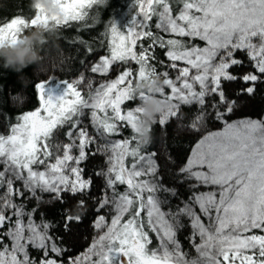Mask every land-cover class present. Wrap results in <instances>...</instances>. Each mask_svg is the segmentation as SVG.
I'll return each instance as SVG.
<instances>
[{"label":"snow or ice","instance_id":"snow-or-ice-1","mask_svg":"<svg viewBox=\"0 0 264 264\" xmlns=\"http://www.w3.org/2000/svg\"><path fill=\"white\" fill-rule=\"evenodd\" d=\"M102 2L58 0L62 18L39 8L30 18L0 22V45L17 43L41 23L59 29L85 22ZM135 7L138 18L127 32L116 21L110 24L108 54L90 67L92 74L106 77L115 65V78L93 86L94 77L85 83L80 75L75 82L63 81L67 88L59 97L50 94L51 82H38L39 107L18 115L0 132V264H64L57 258L66 249L49 235L50 224L34 216L42 193L60 200L63 192L90 189L92 180L84 178L80 165L97 154L107 165L96 173L104 178L98 209L107 208L111 215L98 216L93 225L98 236L69 264H264V119L227 120L236 101L222 87L237 79L253 85L261 80L255 73L237 77L229 71L243 63L235 58L237 51L264 75V0H135ZM154 48L165 50L174 77L157 71ZM157 75L166 84L159 96L169 105L161 125L182 105H196L199 113L189 127L201 131L210 96L218 97L211 106L222 122L194 144L179 169L189 196L174 206L158 193L179 199L176 190L163 186L155 153L144 152L137 140L141 105L148 96L136 84ZM240 91L252 95L255 87ZM125 128L129 134L121 135ZM60 131L66 142L59 140ZM28 199L36 207L26 209ZM184 227L190 229L194 255L178 238ZM30 249L41 253L38 260Z\"/></svg>","mask_w":264,"mask_h":264},{"label":"trees","instance_id":"trees-1","mask_svg":"<svg viewBox=\"0 0 264 264\" xmlns=\"http://www.w3.org/2000/svg\"><path fill=\"white\" fill-rule=\"evenodd\" d=\"M34 11L30 7V0H0V22L17 16L30 18ZM137 11L135 0H103L91 10L89 20L70 22V26L56 30L42 50V55L45 57L42 67L46 68V71H40L35 65H30L24 69L23 73L18 74L0 66V132H6L7 124L15 122L18 115L39 107L38 92L34 87L38 82H51L62 87L63 81L74 82L80 75H83L87 81L92 75L90 67L101 56L108 54L106 45L110 24L122 18L128 20ZM150 23L154 24L155 18ZM153 31L155 33L156 30L153 29ZM143 43L147 46L148 42L145 40ZM197 43L201 42L197 41ZM137 50L139 51V47ZM153 51L158 58L152 61L156 64L157 71L167 70L169 75L174 77L172 69L167 68L165 50L154 48ZM235 58L243 63L229 69L233 75L241 77L244 74L256 73L255 68L247 64L248 60L243 51H237ZM158 61H165V63L161 65ZM133 68L135 69L136 65L133 64ZM260 75L261 80L254 85L252 82L246 84L240 79L222 83L226 97L236 101L234 111L226 116L227 120L261 119L264 116V75ZM21 76L28 81L26 87L21 83ZM94 81L98 83V77ZM249 86L255 87L254 94L248 95L240 91ZM214 101L218 102V97H206L207 111L201 131L197 132L189 127L199 113L198 107L182 105L178 115L170 117L164 125L157 121L151 130L152 143L147 147H141L146 153H155L154 159L163 186L176 190L179 199L166 194L170 196L173 205L181 203L189 196L188 182H180L179 169L186 163L192 147L208 131L218 130L222 126V122L215 119V109L211 106ZM128 134V129H122L121 135ZM59 140L66 142L63 131L59 133ZM94 149L95 146L89 151ZM80 166L84 177L92 180L90 189L85 193H63L60 200L53 199L54 194L42 193V201L34 216L37 222L42 218L50 224L49 235L58 245L66 249L63 255L57 258L62 259L64 264H69L70 258L86 252L94 238L98 236L99 233L93 227L98 216L104 215L106 219H109L111 215L107 208L98 209L104 190V178L96 173L107 167L105 156L103 154L89 155ZM2 191L0 189V192ZM23 199V197L17 198L16 202L20 203ZM24 203L28 210L36 207L34 199L25 200ZM78 208L82 211L77 212ZM67 216H78L79 220H66ZM189 234L188 227H184L178 233V238L184 249L191 252L187 239ZM30 254L37 260L41 256V253L34 249H30ZM49 255L56 258L53 253Z\"/></svg>","mask_w":264,"mask_h":264},{"label":"clouds","instance_id":"clouds-1","mask_svg":"<svg viewBox=\"0 0 264 264\" xmlns=\"http://www.w3.org/2000/svg\"><path fill=\"white\" fill-rule=\"evenodd\" d=\"M30 7L33 10L42 8L50 17H63L58 0H30ZM56 30L51 23L47 25L41 23L35 29L29 30L17 43L0 45V66L18 74L23 73L24 69L30 65H35L40 71H46L47 69L42 67L45 59L42 50ZM20 80L26 87L27 79L21 76ZM165 86V80L159 75L136 84L137 91L148 96L146 102L141 105V118L137 122V140L140 147H147L152 143L151 130L153 126L160 117L167 115L169 111V105L159 96L161 89ZM80 211L82 209L78 208L77 212Z\"/></svg>","mask_w":264,"mask_h":264},{"label":"rangeland","instance_id":"rangeland-1","mask_svg":"<svg viewBox=\"0 0 264 264\" xmlns=\"http://www.w3.org/2000/svg\"><path fill=\"white\" fill-rule=\"evenodd\" d=\"M137 18H138V11H137L136 14L132 15L128 20H124V19L122 18V19H120V20H115V21H116V23H117V25H118V27L120 28L121 31L127 32L128 28L131 27L132 19H137ZM155 22H156V21H155ZM202 43H203V42H201V44H202ZM244 53H245V52H244ZM245 56L247 57V60H248L247 64L253 66L252 62L249 60V58H248V56H247L246 53H245ZM98 60H99V59H98ZM98 60H97V62H98ZM136 67H137V66H136ZM171 72H172L173 74H176V70H174V69H172ZM255 74H256V73H255ZM257 75H260V74L258 73ZM116 76H117V66L114 65L113 69L110 71V73L108 74V76H106V77H100L99 74H92L90 77H95V78L98 77V82H100L101 80H110V79H112V78H115ZM74 82H75V81H74ZM85 83H87L86 80H85ZM61 84H62V87L59 86V84H53V83H50V84H49V92H50V94L53 95L54 97L62 96L63 93L65 92L66 88H67V85L64 84V83H61ZM63 84H64V85H63ZM95 84H96V81H94V85H93V86H95ZM80 87H81V88H84V85H80ZM169 119H170V117H169ZM169 119H168V120H169ZM244 119H250V118H244ZM244 119H237V120H234V121H239V120H244ZM261 119H264V116H263ZM158 121H159V119H158ZM85 123H88L87 118H85ZM88 130H89L90 133H92V128H91V127H89ZM215 131H216V130H215ZM80 167H81V166H80ZM84 178H85V177H84ZM85 179H88V178H85ZM88 190H89V189H88ZM88 190H87V191H88ZM63 193H67V192H63ZM63 193H61V194H63ZM76 194H78V193H76ZM166 194H167V193H158V195H160L161 198H164L165 196H167ZM167 197L169 198V202H170V204L173 205L172 202H171V200H170V196H167ZM173 206H174V205H173ZM185 224H187V221H185ZM188 231L190 232V229H189V228H188ZM190 250H192V249L190 248ZM84 253H85V252H84ZM84 253H82V254H84ZM82 254H80V255H78V256H81ZM189 254H190V255H194L195 253H194L193 250H192L191 252H189Z\"/></svg>","mask_w":264,"mask_h":264}]
</instances>
